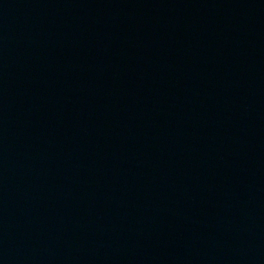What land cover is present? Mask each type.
Listing matches in <instances>:
<instances>
[{
	"label": "water",
	"instance_id": "1",
	"mask_svg": "<svg viewBox=\"0 0 264 264\" xmlns=\"http://www.w3.org/2000/svg\"><path fill=\"white\" fill-rule=\"evenodd\" d=\"M0 264H264V0H0Z\"/></svg>",
	"mask_w": 264,
	"mask_h": 264
}]
</instances>
